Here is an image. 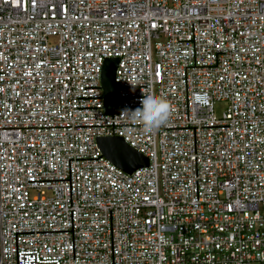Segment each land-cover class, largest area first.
I'll list each match as a JSON object with an SVG mask.
<instances>
[{
    "label": "built area",
    "instance_id": "built-area-1",
    "mask_svg": "<svg viewBox=\"0 0 264 264\" xmlns=\"http://www.w3.org/2000/svg\"><path fill=\"white\" fill-rule=\"evenodd\" d=\"M0 264H264V0H0Z\"/></svg>",
    "mask_w": 264,
    "mask_h": 264
},
{
    "label": "water",
    "instance_id": "water-1",
    "mask_svg": "<svg viewBox=\"0 0 264 264\" xmlns=\"http://www.w3.org/2000/svg\"><path fill=\"white\" fill-rule=\"evenodd\" d=\"M117 62V59L105 60L100 74L103 110L107 115H115L118 111L117 88L114 82ZM96 143L102 156L127 174L148 166L146 157L128 147L118 137L100 138Z\"/></svg>",
    "mask_w": 264,
    "mask_h": 264
},
{
    "label": "clouds",
    "instance_id": "clouds-1",
    "mask_svg": "<svg viewBox=\"0 0 264 264\" xmlns=\"http://www.w3.org/2000/svg\"><path fill=\"white\" fill-rule=\"evenodd\" d=\"M134 90V89H133ZM127 119L137 121L147 131L160 128L168 119L170 105L155 92L142 93L138 106L134 109L125 107L121 110Z\"/></svg>",
    "mask_w": 264,
    "mask_h": 264
},
{
    "label": "rangeland",
    "instance_id": "rangeland-1",
    "mask_svg": "<svg viewBox=\"0 0 264 264\" xmlns=\"http://www.w3.org/2000/svg\"><path fill=\"white\" fill-rule=\"evenodd\" d=\"M224 108H225V105L224 104L217 103L214 106V114H215V116L219 117L221 115V113L223 112Z\"/></svg>",
    "mask_w": 264,
    "mask_h": 264
}]
</instances>
